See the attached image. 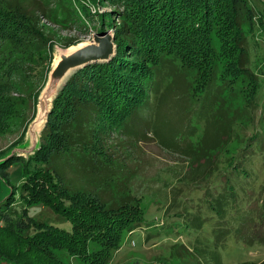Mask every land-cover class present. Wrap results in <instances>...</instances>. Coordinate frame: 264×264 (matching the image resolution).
<instances>
[{
  "label": "rangeland",
  "instance_id": "obj_1",
  "mask_svg": "<svg viewBox=\"0 0 264 264\" xmlns=\"http://www.w3.org/2000/svg\"><path fill=\"white\" fill-rule=\"evenodd\" d=\"M12 1L45 14L41 15V26L53 45L54 59L60 52L94 42L98 34H114L109 28L97 31L100 20L88 18L81 10L84 6L95 15L109 12L110 7L88 0ZM248 1L256 15L253 31L248 34L245 64L258 80L254 109L242 111L251 97L252 85L233 89L224 83L225 78L232 80L227 77L233 76L231 64L242 52L233 47L226 50L230 37L220 38L215 33L214 55L208 48L196 50L198 64L184 75L175 74L170 67L165 91L135 113L124 131L119 132L112 114L108 139L98 141L92 149L73 148L54 157L53 168L71 192L84 196L86 201L80 206L85 209L96 206L93 201L88 204L91 198L121 205L129 198L138 202L142 226L133 232L125 229L122 235L110 231L93 234L87 251L95 258L106 254L105 239L114 235L121 236V241L109 251L108 264L264 262V150L255 143L253 151L248 148L243 153L245 139L252 134L260 133L261 143L264 141V0ZM245 23L249 27L247 20ZM48 76L45 81L40 75L24 84L25 95L41 94ZM19 109L9 131L0 135V155L4 154L0 161L13 154L27 160L41 141L42 129L32 130L38 101L35 106L31 99ZM102 126L99 122L95 129ZM249 151L253 157L244 159ZM23 173L22 161L0 170V202L14 186L17 199L11 210L13 217H21L26 209L28 218L72 234L73 225L67 217L44 205L27 207L19 199ZM8 178L12 187L3 184ZM226 178L234 185L231 195L226 194L227 187L225 191ZM3 218L0 208V224ZM10 245L9 238L0 243V264L19 263L7 259L6 255L14 252ZM49 255L64 263L85 264L67 249L49 248Z\"/></svg>",
  "mask_w": 264,
  "mask_h": 264
},
{
  "label": "trees",
  "instance_id": "obj_2",
  "mask_svg": "<svg viewBox=\"0 0 264 264\" xmlns=\"http://www.w3.org/2000/svg\"><path fill=\"white\" fill-rule=\"evenodd\" d=\"M88 1L110 7L109 12L95 15L84 6L81 10L88 18L100 20L101 26L96 28L100 33L106 28L114 31L116 55L110 61L90 64L69 78L53 102L41 134L40 148L31 158L26 160L13 155L0 161V170H8L14 162L22 161L24 173L19 199L27 207L44 205L67 217L73 225V233L28 218L26 209L21 217H13L11 210L17 199V188L13 186L0 202L4 212L0 243L9 238V249L14 252L6 257L11 263L69 264L49 255V248H54L67 249L72 255L83 258L85 264H108L109 251L119 247L121 236L107 237L104 244L106 254L95 258L87 251V245L95 235L108 234V231L121 233L125 229L133 232L142 226L144 218L134 198L122 205L91 198L88 204L93 201L96 206L90 205V209L80 206L86 201L84 196L68 189L60 173L53 168V159L73 148L92 149L98 141L108 139L112 114L116 117L119 132L124 131L135 113L165 91L170 67L175 74L184 75L198 64L196 50L208 48L214 55L212 41L215 33L220 38L223 35L230 37L226 50L233 47L237 53L242 52L231 64L233 76L229 74L227 77H232V82L225 78L224 83L233 89L252 85L251 97L242 111L246 113L256 107L258 80L245 67L248 34L253 31L256 18L248 0ZM41 15L45 17V14L31 12L16 1L0 0V135L9 131L10 121L19 115L22 105L31 99L35 106L37 104L40 93L25 95L24 84L40 75L45 81L50 73L54 60L53 45L41 26ZM259 18L263 20L262 16ZM232 119L235 121L236 116ZM99 122L103 126L95 129ZM250 125L254 127L252 123ZM245 142L243 153L248 148H255V143L262 148L261 151L264 150V141L261 143L258 132ZM251 151L246 156L244 154V159L253 157ZM238 168L241 166L235 167ZM3 184L13 185L9 178ZM226 187L227 195L234 193L229 178L225 181V191ZM85 228L87 231L84 232Z\"/></svg>",
  "mask_w": 264,
  "mask_h": 264
},
{
  "label": "water",
  "instance_id": "obj_3",
  "mask_svg": "<svg viewBox=\"0 0 264 264\" xmlns=\"http://www.w3.org/2000/svg\"><path fill=\"white\" fill-rule=\"evenodd\" d=\"M76 47L77 48L75 50L68 54H66V51L58 53L57 56H60V58L57 64L54 67L52 66L48 76L47 84L38 98L39 109L41 108V110L44 112V116H42V125L39 128L42 129V132L48 122V117L52 110L53 102L57 98L59 92L66 85L69 78L75 72L90 64L110 61L116 55L117 49L115 44V36L114 34H110V32L98 34L94 36V42ZM55 59L53 64H55ZM42 97H48L47 103L42 100ZM37 122L38 116L32 124V130L35 126L40 124H37ZM39 148L40 141L39 144L37 143L36 148L33 150L31 155L35 154ZM17 156L21 155L17 154Z\"/></svg>",
  "mask_w": 264,
  "mask_h": 264
},
{
  "label": "bare ground",
  "instance_id": "obj_4",
  "mask_svg": "<svg viewBox=\"0 0 264 264\" xmlns=\"http://www.w3.org/2000/svg\"><path fill=\"white\" fill-rule=\"evenodd\" d=\"M77 47H73L72 49H70V50H67L66 51V54H68V53H70L71 51H73V50H75ZM59 58H60V56H56V59H55V64H54V66L57 64V62H58V60H59ZM42 100L45 102V103H47V101H48V97L46 98V97H42ZM42 116H44V112L41 110V108L39 109V112H38V122H37V124L38 123H40L39 125H37V126H35L33 129L35 130V129H39L40 127H41V125H42Z\"/></svg>",
  "mask_w": 264,
  "mask_h": 264
}]
</instances>
